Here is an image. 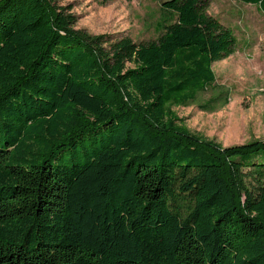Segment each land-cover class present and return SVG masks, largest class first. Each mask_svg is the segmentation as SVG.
<instances>
[{"label": "trees", "instance_id": "obj_1", "mask_svg": "<svg viewBox=\"0 0 264 264\" xmlns=\"http://www.w3.org/2000/svg\"><path fill=\"white\" fill-rule=\"evenodd\" d=\"M209 3L165 0L138 43L0 0V264H264V139L224 146L171 109L235 51Z\"/></svg>", "mask_w": 264, "mask_h": 264}, {"label": "rangeland", "instance_id": "obj_2", "mask_svg": "<svg viewBox=\"0 0 264 264\" xmlns=\"http://www.w3.org/2000/svg\"><path fill=\"white\" fill-rule=\"evenodd\" d=\"M75 27L135 42L157 39L169 21L165 0H57ZM208 12L231 28L235 51L214 62V86L171 109L191 132L224 146L264 139V13L240 0H210Z\"/></svg>", "mask_w": 264, "mask_h": 264}, {"label": "water", "instance_id": "obj_3", "mask_svg": "<svg viewBox=\"0 0 264 264\" xmlns=\"http://www.w3.org/2000/svg\"><path fill=\"white\" fill-rule=\"evenodd\" d=\"M163 4V3H162Z\"/></svg>", "mask_w": 264, "mask_h": 264}]
</instances>
